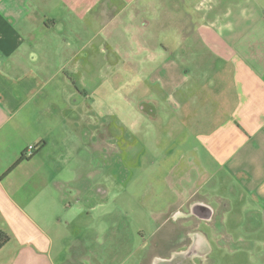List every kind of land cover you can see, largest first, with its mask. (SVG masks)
I'll return each instance as SVG.
<instances>
[{"label": "crops", "instance_id": "1", "mask_svg": "<svg viewBox=\"0 0 264 264\" xmlns=\"http://www.w3.org/2000/svg\"><path fill=\"white\" fill-rule=\"evenodd\" d=\"M186 1L192 10L180 21L179 0H0V264H84L95 251L69 218L108 198L97 158L140 122L145 132L165 123L177 152L165 175L175 198L152 214L198 216L213 233L219 218V249L249 245L226 221L264 220V0ZM152 24L160 37L147 36ZM133 61L146 89L122 104L114 85L73 79L110 77ZM22 153L29 159L7 173ZM195 202L208 209L198 215Z\"/></svg>", "mask_w": 264, "mask_h": 264}, {"label": "rangeland", "instance_id": "2", "mask_svg": "<svg viewBox=\"0 0 264 264\" xmlns=\"http://www.w3.org/2000/svg\"><path fill=\"white\" fill-rule=\"evenodd\" d=\"M179 1L180 21L186 20L187 11L192 10L190 6L192 3L186 0ZM154 10L156 9L152 8L146 14V18L153 23L156 16ZM170 33V29H164L163 38L169 37ZM155 35L160 37V30L152 24L147 29V36ZM125 65L121 69L124 72L116 71L110 77H89L84 71V77L76 75L73 79L78 88H93L95 85L108 88L114 85L113 100L116 105L122 104L126 101L125 94L129 90L138 93L146 89L140 88L139 81L143 80V76L139 62L133 61ZM126 74L130 77H126ZM103 94L105 92H98V96ZM117 112L123 114L121 110ZM123 115L131 119L136 117L133 113ZM163 121L167 122L165 116ZM143 129L140 122L132 128L129 137L126 131L120 135V138L116 134L115 149L100 151L97 158L99 171L95 181L110 186L108 198L97 201L93 209L90 208L91 205L86 206L85 211L75 215L74 218L68 216L70 231L86 241L88 247L95 251L83 259L84 264H122L123 261L125 262L123 264H150L152 257H155L154 261L157 264L170 263L176 254L186 249L182 239L186 235L183 232L185 229H182L183 225L192 230L190 234L192 242L194 233H200L203 237L205 234L207 253L204 257H194V264H264V220L262 219L243 216L239 218L240 221L233 218L226 221L231 229L237 227L236 237L243 236L244 240L249 242V245L241 251L235 248L233 250L218 248L217 238L222 235L220 227L223 225L219 218L214 222L216 229L213 233L206 221L194 223L190 220H182L179 214L178 222L176 220L163 222L152 214L160 209L161 205L175 198L165 175L170 170L176 171L174 162L177 152L174 144H171L165 123L162 126L148 124L145 128L146 132ZM163 129V139L158 143L155 141L156 134ZM123 150L127 155L128 152L130 154L125 157ZM127 171L129 178L124 183L126 179L123 178L127 175ZM205 177L201 176L206 183ZM70 192L75 194L76 190L72 189ZM70 201L74 205V199L71 198ZM74 208L78 206L74 205ZM206 236L209 237L210 244L207 243ZM236 240L238 241V238ZM234 241L235 239L230 240L228 245H233ZM208 245L213 250L209 251ZM55 255L59 263L61 258L58 253ZM156 256L169 257V259H160ZM189 261L190 258L187 262Z\"/></svg>", "mask_w": 264, "mask_h": 264}, {"label": "flooded vegetation", "instance_id": "3", "mask_svg": "<svg viewBox=\"0 0 264 264\" xmlns=\"http://www.w3.org/2000/svg\"><path fill=\"white\" fill-rule=\"evenodd\" d=\"M193 208V210H197V212H199L198 215L200 214V210L202 209H208V207L203 204V203H197L195 202V204L191 203L189 208ZM188 216V215H186ZM197 216V215H195ZM198 220H195L194 218H188L187 220L189 221H193L194 223H199L201 221H203L202 218L198 217ZM217 219V218H216ZM186 220V221H187ZM184 224V222H183ZM185 229V231L183 230V232L186 234L185 236L182 237V239L184 240V246L186 247V249L175 255V257L172 259V261L170 263H166V264H194L195 260L193 259L194 257H204L207 253V250L205 251L203 249V247L205 246V241L203 239V236L200 233H194L193 234V242L191 241L192 238H190V234L192 233V230L190 228H188L187 226L183 225V228ZM190 258L191 261H189V263L187 262V260Z\"/></svg>", "mask_w": 264, "mask_h": 264}, {"label": "trees", "instance_id": "4", "mask_svg": "<svg viewBox=\"0 0 264 264\" xmlns=\"http://www.w3.org/2000/svg\"><path fill=\"white\" fill-rule=\"evenodd\" d=\"M27 159H29V157L25 153H22L20 157L18 158V160L9 168L7 173L12 171L15 167H17L20 163H22L23 161ZM6 239H7V235L3 231H1L0 232V247L5 243Z\"/></svg>", "mask_w": 264, "mask_h": 264}, {"label": "built area", "instance_id": "5", "mask_svg": "<svg viewBox=\"0 0 264 264\" xmlns=\"http://www.w3.org/2000/svg\"><path fill=\"white\" fill-rule=\"evenodd\" d=\"M35 150V146L33 144L28 146V151L32 153Z\"/></svg>", "mask_w": 264, "mask_h": 264}]
</instances>
